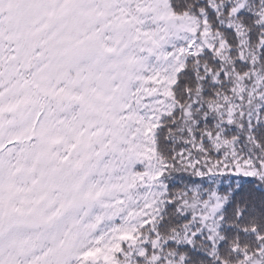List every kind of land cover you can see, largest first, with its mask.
I'll return each mask as SVG.
<instances>
[{
	"label": "snow or ice",
	"instance_id": "6c2138e0",
	"mask_svg": "<svg viewBox=\"0 0 264 264\" xmlns=\"http://www.w3.org/2000/svg\"><path fill=\"white\" fill-rule=\"evenodd\" d=\"M0 264H264V0H0Z\"/></svg>",
	"mask_w": 264,
	"mask_h": 264
}]
</instances>
